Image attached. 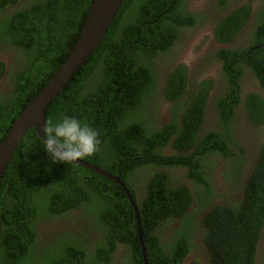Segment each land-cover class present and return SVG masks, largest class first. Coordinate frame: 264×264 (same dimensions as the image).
Segmentation results:
<instances>
[{
	"label": "trees",
	"instance_id": "trees-1",
	"mask_svg": "<svg viewBox=\"0 0 264 264\" xmlns=\"http://www.w3.org/2000/svg\"><path fill=\"white\" fill-rule=\"evenodd\" d=\"M18 1L0 0V12ZM30 1L31 5L8 12L0 21V39L2 32L7 33L23 49L20 55H25V61L30 58V65L24 61L20 68H10L14 90L10 99L15 104L2 123L8 104L0 97V141L10 126L8 121L16 118L19 109L35 97L67 58L93 0ZM171 1L124 0L101 43L46 108L45 125L68 116L98 131V151L82 161L119 175L125 184L139 210L147 264H181L189 251L190 229L197 223L202 224L209 260L191 264H252L264 224V143L243 197L235 200L227 196L225 202L209 210L213 199L223 194L215 191L214 169L222 157L235 154L227 124L240 102L237 80L243 70L238 60L228 63V57L238 53L222 49L218 54L226 59L223 77L228 91L216 97L214 110L218 113L221 109L220 122L228 142L214 130L201 132L205 90L212 82L203 80L193 92L183 64L169 74L160 95L164 104L173 102L177 109L181 103L177 98L186 89L182 105L187 107L180 112V123L178 113L170 108L174 118L159 129L157 114L149 109V92L154 91L155 80L152 61L142 60L144 55L167 51L174 26L197 21L178 10L182 0L169 8ZM220 1L223 5L226 0ZM165 10L168 13H163ZM249 13V4H245L220 20L214 29L219 39L224 41L222 35L233 38ZM256 28L253 36L264 38V18L257 20ZM258 55L243 56L242 61L249 63L264 89V48ZM245 107L253 123L264 124L260 95L249 94ZM172 136L171 145L185 154H159L158 149L170 145ZM228 161L221 174L227 180V173L234 172L233 181L239 180L240 160L233 156ZM175 164L187 169L180 170ZM225 194H229L228 189ZM192 203L196 206L188 212ZM72 218L74 221L68 223ZM175 220L178 239L168 237L162 227ZM41 223L69 228L79 224L78 229L87 231L42 236ZM137 228L134 209L120 185L77 164L53 162L35 128L27 132L0 179V264H110L111 254L120 244L127 246L123 264H144ZM260 261L264 264V259Z\"/></svg>",
	"mask_w": 264,
	"mask_h": 264
},
{
	"label": "flooded vegetation",
	"instance_id": "flooded-vegetation-1",
	"mask_svg": "<svg viewBox=\"0 0 264 264\" xmlns=\"http://www.w3.org/2000/svg\"><path fill=\"white\" fill-rule=\"evenodd\" d=\"M175 1L176 0H172L170 2L171 4L169 5V8H172ZM195 2H198V4H195ZM245 4H249L248 0H226L223 5L220 0H182L178 6V10L184 15L193 16L197 21L188 25H175L172 30L173 35L170 36L172 44L169 46V49L165 52L157 51L154 56H147L145 54L142 59L144 60L145 58H148L152 61L155 88L154 91L149 92V109L151 113H153L159 104L164 103L160 100V95L166 87L165 85L169 74L173 71L175 66L183 64L187 67L188 79H190V81L192 80L191 86L193 87L191 88L193 92H195V86H200L203 80L212 82L210 89L205 90L207 94V105L204 112V123L200 129L201 132L207 133L214 130L219 133L223 140L228 142L227 133L223 129V124L220 122L221 109H219L218 113L214 110L216 97H219L228 91V85L225 77H223L226 59L220 57L218 54H220L222 49L226 52L238 53V55L228 57V63L232 60H238L236 63L240 64L239 68L243 70L237 80L239 85L238 94L240 96V102L234 107V114L231 117L229 124H227L229 128V136L233 139V144H230V148L235 154H232L228 158L222 157L220 160V166L214 169L216 174L215 181L217 182L218 178L222 177L223 187L228 189L229 194L227 195L235 200L243 197L247 179L255 170L259 159L260 147L264 143V124L259 125L253 123L246 114L245 107V100L251 93L260 95L264 100V89L260 86L249 63L242 61L243 56L249 57L253 54L255 55L253 57H258L259 51L264 48V38L258 40L257 37L253 36L257 29V20L264 18V0H259V4L253 6V11L252 9L250 10L249 16L245 20L243 26L238 30V33L233 38H223L224 36L222 35L220 37L221 39H224V41H221L219 39V33L214 31V29L218 26L220 20H224L230 13L238 10ZM24 5V2H21L12 8L11 5H8L5 7L8 9L2 11V15L7 18L8 12L22 8ZM196 5L200 6L197 7ZM163 13H168V10H165ZM163 13L160 15H163ZM172 18L175 19L174 14H172ZM205 30V33L207 34L203 33ZM199 40H202V49L197 53L190 54V57H188L191 45ZM21 53H23L21 46L13 43L11 41V37L7 33L2 32L0 39V70L4 69L5 72L0 78V82H3L7 78L11 81V86L10 83L6 82L0 84V97L3 98L6 104H8L5 114L2 116V123L6 122V119L9 116V107L11 106L12 109V105L15 104L10 99L12 94H14V90L13 81L11 80L12 74L10 73L9 67L18 69L22 66V64H24L25 55H20ZM8 87L10 92L6 90ZM185 90L186 89L184 88L183 92L180 93L181 96L177 98L178 102H181L179 108L175 109L172 107L174 106L173 102L165 103L171 106L170 108H174V110L178 113L177 121L179 123L181 121L180 112L185 110L187 107L182 105L184 103V96L186 93ZM169 93L174 94L172 90H170ZM188 94L190 96L191 93ZM175 106H177V104H175ZM170 108L168 111V118L165 120V123L174 118V115L170 112ZM174 139L175 136H172L171 141L169 142L170 147L167 145L164 148L158 149L159 154L166 156L173 154L183 155V151L178 150L171 145ZM167 147L170 148L171 151L168 154H165V148ZM233 156L240 160V177L239 180L233 181L236 178V173H234L233 177L229 181L221 174V171L223 172V168L227 166L229 158ZM203 162H205V160ZM174 166L180 170L187 169L186 165L183 164H175ZM161 169L174 171V168L169 166H162ZM195 206V203H192L188 212L192 211ZM209 206L210 210L212 206ZM203 215L204 213H201L200 217ZM73 221L74 218L70 219L68 223ZM61 224H65L64 221L61 220ZM78 226L79 224H73L69 228L65 227V225L58 226L53 223H41L39 231L42 232V236H46L48 234L58 235L63 233V231H70L74 235H78L77 231L79 230L80 233H85L82 231V227L78 229ZM162 227L167 231L168 237L178 239L179 236L174 234V230L178 227V222L176 220L168 222ZM80 237H85L88 240L85 234H81ZM55 242L57 245L61 246L58 240H55ZM187 242L189 244V251L181 261V264H191V262L195 260H199L204 263L208 262L209 252L203 239L202 224L195 225L190 229V236L187 238ZM126 254L127 246L123 244L118 245V247L115 248L111 254L112 261L110 264H123L124 260L127 259ZM261 259H264V224L256 251L254 253V260L252 264H263L260 261Z\"/></svg>",
	"mask_w": 264,
	"mask_h": 264
},
{
	"label": "water",
	"instance_id": "water-1",
	"mask_svg": "<svg viewBox=\"0 0 264 264\" xmlns=\"http://www.w3.org/2000/svg\"><path fill=\"white\" fill-rule=\"evenodd\" d=\"M124 0H93L89 13L87 14L84 26L67 58L50 78L47 85L43 87L37 95L28 103L13 123L9 132L0 142V179L5 173L8 164L13 159V154L22 138L30 128H35L36 133L42 143L46 140L45 130V110L48 104L62 92L64 85L92 55L94 50L101 43L108 29L115 20ZM87 170L97 173L108 180L120 185L127 194L128 200L134 209V214L138 224V235L140 247L143 254V262L147 264L144 243L142 240L141 220L136 202L127 190L125 184L118 176H114L104 169L89 162L78 160L74 162Z\"/></svg>",
	"mask_w": 264,
	"mask_h": 264
},
{
	"label": "clouds",
	"instance_id": "clouds-1",
	"mask_svg": "<svg viewBox=\"0 0 264 264\" xmlns=\"http://www.w3.org/2000/svg\"><path fill=\"white\" fill-rule=\"evenodd\" d=\"M21 2L25 3L24 7L19 8V9H15L13 11V13L16 12V11H19L21 9H24L27 6L32 4L30 0H19L15 4H12L11 8L13 6L18 5ZM7 9L8 8H5L2 11H5ZM2 11L0 12V21L4 18V16L2 15ZM9 70H10V67H9ZM4 72H5V70L3 69V72L0 74V78L4 75ZM50 78L41 87V89L47 85V83L50 80ZM5 82L6 83H10V86H11V81H10L9 78L4 80L3 82H0V84H3ZM66 84L64 85L63 90L65 89ZM9 87L6 88V90H8L10 92ZM63 90H62V92H63ZM62 92L58 93L57 96L59 94H61ZM28 103L21 110L19 109V113L17 114L16 118L12 122H11V120L8 121V122H10V126L7 129L5 135L9 132V130L11 129L13 123L16 121V119L18 118L20 113L23 111V109L28 105ZM49 104H48V106H49ZM154 111L156 112V109ZM45 112H46V110H45ZM158 118L159 117H156L155 119H157V121H158ZM177 119H178V117H177ZM180 119H181V117H180ZM170 121H172V119ZM45 122H46V118H45ZM167 123H170V122H166L165 124H167ZM177 123L179 124L178 121H177ZM160 128H162V127H160ZM27 132H26V134H27ZM5 135L3 136V138L5 137ZM44 135H45L46 140L44 141L43 146L46 149L47 153L52 157L53 162H65L67 164H70V163H74V162H76L78 160H82L85 157L92 156L98 151V145L100 143L99 138H98L99 137V133H98L97 130H95L94 128H92L88 124H82V122L80 120L76 119V118H70L68 116H64L62 120L56 122L55 124H53V122L51 120H49L47 126L45 125ZM168 147H170V145ZM167 148H165V149H167ZM186 153L190 154L191 151H188ZM183 154H185V152H183ZM114 176H116V175H114ZM220 178L222 180V188H220L219 185L217 184V182L215 181V183H216V190L215 191L217 193H221V194L223 193L221 196H219V198H221L222 200L218 201V202H215L216 201V197H215L213 199V201L211 202V204H210L212 207H214L215 205H218V204H221V203L225 202L226 197L228 196L227 194H225L226 193V187H223V179H222V177H220ZM215 179H216V174H215ZM218 187L220 188V190H218ZM203 217H204V215L201 216V217L199 215V222L200 223H202ZM197 225H198V223H197ZM140 249H141V247H140ZM144 249H145V246H144Z\"/></svg>",
	"mask_w": 264,
	"mask_h": 264
},
{
	"label": "rangeland",
	"instance_id": "rangeland-1",
	"mask_svg": "<svg viewBox=\"0 0 264 264\" xmlns=\"http://www.w3.org/2000/svg\"><path fill=\"white\" fill-rule=\"evenodd\" d=\"M248 3H249V12H250L251 9L253 11V6L254 5L259 4V0H248ZM195 4H198V2H195ZM196 6L199 7L200 5L199 6L196 5ZM205 32H206V30L203 33L204 34H207ZM202 47H203L202 40H199V41L193 43L191 45V47H190L191 49H190V53L188 54V57H190V54L197 53L199 50L202 49ZM25 64L26 65H30V58L29 57L26 58ZM169 108H170V106L167 105V104H164V103L159 104L157 106V108H156V114H157V117H159L158 118V121H157V125L159 126V128L162 127V125L165 123V120L168 118ZM165 151H166L165 154H168L171 150H170V148H167V149H165ZM229 171H231V170H229ZM223 172H224V170H223ZM231 172H233V171H231ZM233 174H234V172L233 173H227L226 177H227V179L229 181L233 177ZM217 184L219 185L220 188H222V180H221L220 177L217 180ZM219 187H218V190H220ZM221 200L222 199L219 198L215 202H218V201H221ZM82 231L85 232V231H87V229H85L84 227H82Z\"/></svg>",
	"mask_w": 264,
	"mask_h": 264
}]
</instances>
